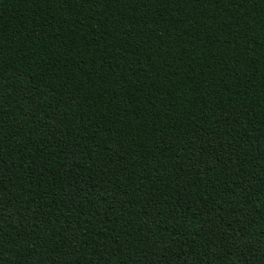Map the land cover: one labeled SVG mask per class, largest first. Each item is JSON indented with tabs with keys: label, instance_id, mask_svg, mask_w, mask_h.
<instances>
[{
	"label": "trees",
	"instance_id": "obj_1",
	"mask_svg": "<svg viewBox=\"0 0 264 264\" xmlns=\"http://www.w3.org/2000/svg\"><path fill=\"white\" fill-rule=\"evenodd\" d=\"M0 264H264V0H0Z\"/></svg>",
	"mask_w": 264,
	"mask_h": 264
}]
</instances>
